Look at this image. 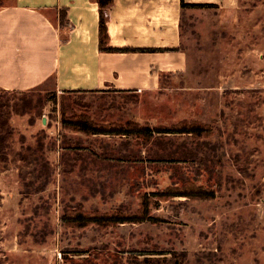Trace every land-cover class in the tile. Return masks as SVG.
I'll list each match as a JSON object with an SVG mask.
<instances>
[{
    "label": "rangeland",
    "instance_id": "obj_1",
    "mask_svg": "<svg viewBox=\"0 0 264 264\" xmlns=\"http://www.w3.org/2000/svg\"><path fill=\"white\" fill-rule=\"evenodd\" d=\"M239 8L233 29L211 8L186 14L189 71L161 91L63 106L50 88L0 91V264H264V0ZM63 113L208 131L68 139ZM192 188L216 197L157 195ZM146 195L161 222L70 221L134 215Z\"/></svg>",
    "mask_w": 264,
    "mask_h": 264
},
{
    "label": "crops",
    "instance_id": "obj_2",
    "mask_svg": "<svg viewBox=\"0 0 264 264\" xmlns=\"http://www.w3.org/2000/svg\"><path fill=\"white\" fill-rule=\"evenodd\" d=\"M182 2L212 4L215 7L209 11L219 18L220 26L233 29L239 24V0H114L106 11L112 47L166 51L108 53L99 50V6L91 0L0 4V89L50 88L58 102L74 95L124 98L161 91L165 78L182 77L189 71L191 52L184 47L186 14L206 12L205 8H184ZM201 23L194 27L200 28ZM62 134L68 139L110 138L87 137L68 127H62ZM60 150L65 151L64 147ZM60 150L53 156L59 158Z\"/></svg>",
    "mask_w": 264,
    "mask_h": 264
},
{
    "label": "trees",
    "instance_id": "obj_3",
    "mask_svg": "<svg viewBox=\"0 0 264 264\" xmlns=\"http://www.w3.org/2000/svg\"><path fill=\"white\" fill-rule=\"evenodd\" d=\"M98 4L99 6V50L101 52L108 53H127V52H160L166 51L165 49H145V48H117L112 47L109 42L108 28H107V19H106V11L113 4L114 0H91ZM182 7L184 8H214L215 6L212 4H185L182 2ZM63 20L65 19V13L62 16ZM2 89H0L1 91ZM5 91V90H4ZM76 92V91H74ZM62 125L63 127L74 128L75 131L82 132L86 135H109V136H137V135H148L154 134L155 132L158 134H189V135H203L204 132L208 131V128L199 125L198 123L195 125H184L180 129L175 128H156L151 129L150 127H141L140 125L133 122H126L125 124L120 123H109V124H101L95 122L91 117L87 114H82L80 116H67L64 115L62 117ZM7 142L6 133L2 134L0 137V145H4ZM166 199H174V198H186L193 200H212L216 197L214 191H207L201 188H192L185 190H169L163 191L157 194ZM151 200L148 198V195L144 197L141 211L134 215L130 214H115L108 217H84L78 216L76 219H70L71 222H79L80 226H87L89 224H97V225H106V224H141L143 222H153L158 223L162 220L159 217H152L150 214ZM148 252H139V255H146ZM153 253V252H151ZM157 254V253H155ZM163 254V253H159ZM161 260L157 261L159 264ZM147 262V261H146Z\"/></svg>",
    "mask_w": 264,
    "mask_h": 264
}]
</instances>
